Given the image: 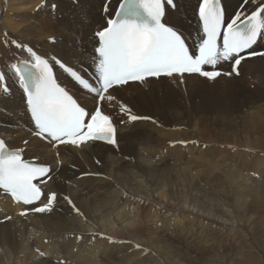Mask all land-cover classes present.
I'll list each match as a JSON object with an SVG mask.
<instances>
[{
    "label": "bare ground",
    "instance_id": "obj_1",
    "mask_svg": "<svg viewBox=\"0 0 264 264\" xmlns=\"http://www.w3.org/2000/svg\"><path fill=\"white\" fill-rule=\"evenodd\" d=\"M78 1L0 0V29L7 24L12 33L0 34V71L10 89L3 93L0 83V137L12 149L23 150L26 160L51 166L52 178L43 188L58 196L52 212L23 217L18 213L25 207L0 194V264H243L234 240L239 231L249 234L251 227L238 204L264 188V103L247 97L239 119L227 120L214 110L211 127L200 125L211 107L207 98L241 91L238 76L210 80L185 74L111 90L116 101L101 106L117 126L118 147L102 142L53 147L34 135L24 90L11 65L33 63L26 51L31 47L50 62L56 58L94 79L95 34L107 27L121 0ZM200 1L175 0L164 19L191 46L200 39ZM223 2L230 21L242 0ZM53 5L67 19L59 20ZM256 6L253 0L246 11ZM253 50L263 51L264 40ZM246 67L264 74V57L243 61L240 76ZM53 68L59 84L88 111L95 109L94 94L58 64ZM218 69L227 73L230 63L222 62ZM244 84L245 89L249 81ZM148 95L155 97L154 107ZM121 105L151 119L121 125L128 119Z\"/></svg>",
    "mask_w": 264,
    "mask_h": 264
},
{
    "label": "snow or ice",
    "instance_id": "obj_2",
    "mask_svg": "<svg viewBox=\"0 0 264 264\" xmlns=\"http://www.w3.org/2000/svg\"><path fill=\"white\" fill-rule=\"evenodd\" d=\"M252 2L242 0V8L226 22L221 0H201L198 8L201 35L190 48L179 31L163 22L166 9L175 8V0H121L114 18H109L107 27L95 34L98 47L93 57L94 79L56 58L50 62L27 47L34 62L30 66L25 62L24 67L13 64L11 68L26 94V105L36 129L34 135L53 147L79 148L94 141L118 147L117 126L101 108L105 101H116L111 90L162 76L198 74L210 80L222 75L239 76L243 61L264 57V51L253 50L258 41L264 40V0H255V10L248 13L246 6ZM104 10L108 11L107 3ZM16 47L25 46L16 43ZM222 62L231 63L232 70L227 73L218 70ZM54 64L79 87L96 96L94 112H89L57 82ZM0 83H3V93H9L3 71H0ZM120 112L128 117L121 125L151 119L133 114L127 105H121ZM177 143L187 145L185 141ZM51 172L50 166L26 160L23 150H10L0 139V194L28 206L18 213L20 216L53 211L57 193H46L42 187L51 180ZM64 198L77 215L84 216L70 198ZM44 199L47 203H41Z\"/></svg>",
    "mask_w": 264,
    "mask_h": 264
},
{
    "label": "rangeland",
    "instance_id": "obj_3",
    "mask_svg": "<svg viewBox=\"0 0 264 264\" xmlns=\"http://www.w3.org/2000/svg\"><path fill=\"white\" fill-rule=\"evenodd\" d=\"M70 1L73 3L75 2L76 5L79 4L78 0H70ZM60 12H61V9L58 7H55L54 14L55 13L59 14L57 18L59 20L67 19V16H64ZM9 28L10 26L6 24L3 28L0 29V34L2 35V38L7 37V34H12L11 32H9L10 31L8 30ZM258 77H261V79L257 80ZM238 79L239 80L236 82V84L239 87L238 90H241L239 93L235 94L234 91H230V92L224 91L223 93L215 95L217 97L216 100H214V98L211 100L207 98L208 106L209 107L211 106V107L209 109L207 106L205 107L208 110H205L206 114L203 117L204 118L203 123H200V125L207 124L208 126L211 127V122L214 119V116H213L214 110H218L219 112L224 114L223 116H225L227 120H232L233 118L239 119L240 118L239 110H240L241 104L242 102H244L243 100L247 97L252 98L251 96H253L257 100H259L261 103H264V74H260V73L255 74L248 67H246L243 72V75L242 76L239 75ZM244 81H249V85L245 89L244 87L246 86V84H244ZM180 93L182 95L181 91ZM149 97H150V102H152L150 104L152 107H154L155 97H151V95ZM199 99L200 98H198V102H200ZM186 100L188 99L186 98ZM134 114H137V112H135ZM216 119L217 118H215V120ZM260 152L262 153L264 152V147L260 149ZM258 191L259 192H257V194L259 193V195L257 197L255 198H252V196L244 197V202L243 200H241L240 203L238 204L239 206L240 204L244 206L243 216L246 220L249 221L250 227H251V232L249 234L247 235L242 234L243 230L239 231L237 233L238 235L236 236V239L234 240V242L237 243L236 246L239 247L243 252L242 259L239 255L236 254V257L237 258L239 257L240 261L241 260L244 261L243 264H264V205L260 206L262 205V200L264 196V188L260 186ZM257 205L259 207H257ZM227 242L229 243L230 241H227ZM261 245L263 246V248H261ZM261 249L263 250V252H261Z\"/></svg>",
    "mask_w": 264,
    "mask_h": 264
}]
</instances>
